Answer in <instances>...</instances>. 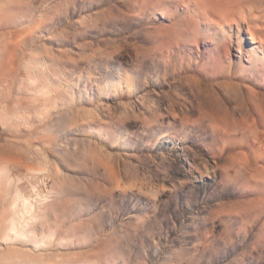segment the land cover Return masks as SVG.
<instances>
[{
	"label": "rangeland",
	"instance_id": "1",
	"mask_svg": "<svg viewBox=\"0 0 264 264\" xmlns=\"http://www.w3.org/2000/svg\"><path fill=\"white\" fill-rule=\"evenodd\" d=\"M195 2L0 0L24 264H264V0Z\"/></svg>",
	"mask_w": 264,
	"mask_h": 264
},
{
	"label": "bare ground",
	"instance_id": "2",
	"mask_svg": "<svg viewBox=\"0 0 264 264\" xmlns=\"http://www.w3.org/2000/svg\"><path fill=\"white\" fill-rule=\"evenodd\" d=\"M209 1H211V0H209ZM209 1L205 0V2H208L209 6H208V4H206L207 6H205L204 5L205 3L200 5V3H203L204 0H203V2L199 0V4L196 3V2H195V4H198L197 5L198 6V10L200 9L201 12H204V14L206 15L204 17H208L207 21L211 20V18L214 17V16H212V17L210 16L212 14L211 11L213 13H215V14H218L217 16H219V18H220L218 20L213 18L214 22L219 23L218 22L219 20H223L224 19L223 20V24L220 23L219 24L220 27L217 30H218L219 34L221 33V34L226 35L225 32L231 30V28H228V27L226 28V26H231V24H232V23H230V21H228L229 23L226 22L227 20L225 19L226 17L224 16V15H226V10L224 9L225 12H223L224 10L221 9V5H220L221 2H216L217 1L216 0V1H214V3H210ZM212 2H213V0H212ZM222 8H223V6H222ZM207 10H208V12H207ZM196 12H197V10H196ZM223 13H225V14L223 15ZM202 14H200V15H202ZM209 17H211V18L209 19ZM221 18H223V19H221ZM205 19H204V21H205ZM208 22H210V21H208ZM234 23L236 25V30H237L238 35L241 36V33L243 32V30H242L240 24L236 23V22H234ZM211 24H212V27H213V22ZM254 31L255 30H251V29L248 30V32H249L248 34L249 35H248V37H246V39L249 38V40H250L249 43L252 44L250 47H252L255 50H257L258 53L260 51L262 53H264V42L262 41V40H264L263 39L264 37L262 39H260L259 35L256 36L257 34ZM258 31L260 32L261 30H257L256 32H258ZM259 32H258V34H259ZM262 32H264V31H262ZM261 35L263 36V33ZM167 40H168V38H167ZM255 56H256V54H255ZM1 148H0V172H1V174H2V171H3V170H1L2 166H5L6 164L8 165V163H11L10 161H12V164H14L15 168H18L19 167V163H20L19 156L14 153V154H12V155L7 157L6 154H4L2 152L4 149H1ZM1 178H3V177H1ZM2 182H3L2 179H0V264H18L17 262L14 261L16 258L21 260V263H19V264H22V263L24 264L27 261L30 262V260L34 259V257H36V255H37V254H35V250L36 249L34 250L35 247H33V246H36L35 243H34V235L32 237H30L29 239L24 240V241L18 239V238H20V235H23V233L25 232L24 226L25 227L27 226V225L24 224V226L22 227L23 223L27 224V220L25 218V212L23 211V207H25V206L22 205V204H24L27 201V198L23 200V198L17 192L18 188H20L19 187L20 184L18 182L14 181V183H13L14 186H12L10 189H7L6 186L4 187L5 184H3ZM19 197H20V199H19ZM30 197L31 196H29L28 204H29V206L31 208L34 205V201L35 200H33L34 196L31 197V198ZM11 199H12V201L16 202L15 204L13 202V204L17 205V206H15L13 211H12V208H11V211L8 210L9 211L8 212L7 211V209H8L7 207L9 206V203L10 204L12 203V202H10ZM18 199L20 201H22V202L24 201V203L20 204V201ZM28 204L26 202V206H28ZM9 209H10V207H9ZM24 210H27V209H24ZM25 220H26V222H25ZM30 227L31 226H29V230L33 231L34 228L31 227L32 229H30ZM34 227H35V230H36L37 229L36 226H34ZM26 231H28V230H26ZM38 249H37V252H39ZM42 251H43V249H42ZM44 252H43V255H45ZM47 252L49 253L50 251H47ZM48 253H47V255H48ZM44 261H45L44 264H52L51 263L52 259H50V258H48V259H46ZM41 264H43V263H41Z\"/></svg>",
	"mask_w": 264,
	"mask_h": 264
}]
</instances>
